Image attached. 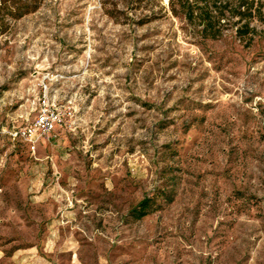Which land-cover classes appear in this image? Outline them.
<instances>
[{"label":"rangeland","instance_id":"374dc122","mask_svg":"<svg viewBox=\"0 0 264 264\" xmlns=\"http://www.w3.org/2000/svg\"><path fill=\"white\" fill-rule=\"evenodd\" d=\"M36 2L0 29V264H264V20ZM46 94L74 116L34 153L11 132Z\"/></svg>","mask_w":264,"mask_h":264},{"label":"trees","instance_id":"16d2710c","mask_svg":"<svg viewBox=\"0 0 264 264\" xmlns=\"http://www.w3.org/2000/svg\"><path fill=\"white\" fill-rule=\"evenodd\" d=\"M36 0H0V29L8 22L6 17L19 19L38 8ZM170 12L186 21L195 34L203 39L217 40L227 31L254 41L258 28L257 21H263L262 0H168ZM151 209L149 198L141 200L132 214L141 219Z\"/></svg>","mask_w":264,"mask_h":264},{"label":"built area","instance_id":"2783aa9c","mask_svg":"<svg viewBox=\"0 0 264 264\" xmlns=\"http://www.w3.org/2000/svg\"><path fill=\"white\" fill-rule=\"evenodd\" d=\"M74 116L71 106L58 104L46 94L40 101L35 118L26 125L16 128L11 132L12 139L23 142L30 151L36 152L38 146L57 136V130L66 126Z\"/></svg>","mask_w":264,"mask_h":264}]
</instances>
